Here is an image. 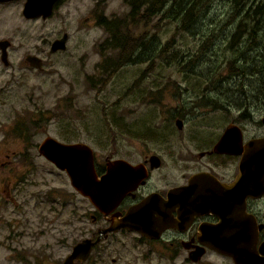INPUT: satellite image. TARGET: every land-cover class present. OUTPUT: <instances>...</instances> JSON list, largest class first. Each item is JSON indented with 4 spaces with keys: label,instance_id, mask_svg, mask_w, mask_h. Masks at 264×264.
Wrapping results in <instances>:
<instances>
[{
    "label": "rangeland",
    "instance_id": "1",
    "mask_svg": "<svg viewBox=\"0 0 264 264\" xmlns=\"http://www.w3.org/2000/svg\"><path fill=\"white\" fill-rule=\"evenodd\" d=\"M223 1L211 2L209 10L212 5L222 8ZM21 9L22 1L0 5V37L13 40L11 63L0 59V264H18L10 255L12 245L52 243L48 234L54 232L67 233L70 241L93 226L91 202L72 187L65 171L39 154L45 136L83 141L99 159L105 150L130 161L154 152L171 173L175 167L186 168L181 161L193 156L188 150L199 151L195 133L201 138L219 134L226 117L264 95L259 81L263 42L246 46L248 54L237 58V47L229 49L226 37L219 36L203 53V38L157 15L150 22L153 27L147 29L143 22L131 29L153 44L136 48V60L108 71L103 66L115 63L116 51L101 46L107 32L96 20L124 16L126 0H62L46 19H26ZM215 14H205L207 24L200 33L215 27L208 23L216 20ZM213 31L218 33L219 27ZM66 32L65 49L50 53L51 41ZM28 51L43 57L41 70L24 60ZM236 67L242 70L238 76L232 73ZM213 100L223 107L215 109ZM252 106L259 116L263 108ZM177 117L182 128L175 124ZM179 260L183 264L182 256ZM188 264L234 263L213 252Z\"/></svg>",
    "mask_w": 264,
    "mask_h": 264
},
{
    "label": "flooded vegetation",
    "instance_id": "2",
    "mask_svg": "<svg viewBox=\"0 0 264 264\" xmlns=\"http://www.w3.org/2000/svg\"><path fill=\"white\" fill-rule=\"evenodd\" d=\"M12 1H22L21 13L30 20L46 19L62 2V0H55L52 12L47 16L42 14L26 16L23 13L25 0L0 1V5ZM96 22L99 23L98 20ZM0 40L7 41L6 61L1 57V47L0 59L5 65H9L13 40L9 37H0ZM52 42L49 46L50 53L61 50L51 52ZM29 55L41 58V68L30 63L27 59ZM24 60L31 67L39 70L43 68L44 59L36 51L26 52ZM250 104L257 109L262 107V113L255 116L250 109ZM246 106L247 108L242 109L238 115L226 117L224 125L219 128V134L216 133L211 138H201L198 133L194 134L198 137L196 139L200 148L197 153L191 149L188 150V153L193 156L181 161L185 169L175 167L170 173L165 159L154 152L146 151L137 161L115 157L114 150L112 152L105 150L101 159L96 158L94 154L98 176L105 173L107 162L125 159L133 165L144 168L142 182L125 192L117 204L106 213L91 203L92 211L89 214L93 226L88 229V233L77 234L75 238L68 241L67 233L61 235L54 232L48 234L52 243L48 240L44 244L37 243L30 247L18 243L10 247L11 258L18 264H62L78 241L90 238L93 243L88 256L84 260L75 258L73 264H180L181 256L183 264L197 262L209 253L225 255L203 242L205 239L201 233L203 225L217 224L220 221L223 224L220 234L233 232L235 227L233 234L236 233L240 226V208L243 210V203H245V211L254 217L257 224H261L258 229L257 242L260 243L264 240V215H261L263 214L264 192L258 194L256 187L259 184L264 185V95L261 101H257V104L250 102ZM177 119L181 121V126L177 124ZM175 124L178 128H182L183 120L177 117ZM230 127L233 128L222 143V150L215 149L220 137ZM153 154L159 157L160 162L157 165L151 163L150 156ZM179 170L188 173L179 174L177 173ZM199 174L203 177L195 179L196 186L182 191V186L187 185L190 178ZM0 180H2L1 176ZM171 190L173 191L172 201L168 199V193ZM61 191L63 192V189ZM65 197L66 193L61 198ZM148 197L151 199L145 205V209L152 212L153 217L145 223L144 231L128 226L106 231V228L118 224ZM217 202L223 205L220 206ZM62 205L66 207V202ZM61 213H63L62 210L59 214ZM160 215L162 217L159 220L157 218ZM41 235L45 233L38 234V236ZM196 250L201 251V254H196L194 252ZM191 255L197 258H192Z\"/></svg>",
    "mask_w": 264,
    "mask_h": 264
},
{
    "label": "water",
    "instance_id": "3",
    "mask_svg": "<svg viewBox=\"0 0 264 264\" xmlns=\"http://www.w3.org/2000/svg\"><path fill=\"white\" fill-rule=\"evenodd\" d=\"M7 1V0H0ZM55 0H25L23 13L26 16L42 14L47 16L52 12ZM67 33L53 40L50 51L64 49L66 47ZM6 40H0L2 48V59L6 61ZM27 59L30 63L41 68V58L35 55H29ZM181 126V121L176 120ZM228 130L220 137L215 145V149L222 150V143L225 141ZM38 152L47 160L53 163L57 168L65 171L72 187L81 195L87 197L89 201L102 212L110 211L130 188L142 182L144 176V168L142 166L133 165L125 159H117L107 162L106 171L101 176L96 173L94 163L93 148L83 141L64 142L51 135L45 136L38 144ZM151 163L157 165L160 160L158 155L150 156ZM261 170V168H260ZM203 177L197 175L189 179L187 185L182 186V191L192 189L196 186L195 179ZM141 180V181H140ZM256 189L258 194L264 192V185L259 184ZM173 191L168 193V199L172 201ZM151 197V196H150ZM150 197L142 204H139L134 210L118 222L106 228L107 230L117 229L120 226H128L144 231L146 222L152 219V212L145 209V205L150 201ZM218 205H223L217 202ZM243 203V210L240 208L239 229L236 233L220 234L222 222L212 225H203L201 228L204 235V243L216 251L228 255L232 258L234 264H264V240L258 242V229L261 224H257L254 217L248 214ZM141 213V214H140ZM220 216V215H219ZM160 215L157 219L160 220ZM92 240L83 238L78 241L72 248L71 252L63 260L62 264H73V260L78 258L84 260L91 249ZM201 254V251H194ZM192 258H197L192 256Z\"/></svg>",
    "mask_w": 264,
    "mask_h": 264
},
{
    "label": "trees",
    "instance_id": "4",
    "mask_svg": "<svg viewBox=\"0 0 264 264\" xmlns=\"http://www.w3.org/2000/svg\"><path fill=\"white\" fill-rule=\"evenodd\" d=\"M215 0H126L129 9L124 16H100L99 24L107 32L106 39L101 43L102 47L111 48L116 51L115 63L111 67L105 68L108 71L118 69L125 62L136 60L133 51L136 48H147L153 43L151 40L146 42L143 34L134 35L131 31L135 25L145 22L147 29L153 27L150 22L157 15L160 18L170 17L178 22L177 29L189 32L192 35L200 36V52L205 53L214 40H219V36L226 37L228 48L237 47V58L246 56L247 47H256L264 43V0H224L222 8L208 7ZM227 1L226 4L224 2ZM215 12V18L210 20L214 28H207L204 33H200L201 28L205 27L207 21L205 14ZM222 21V22H221ZM224 22V23H223ZM229 23V25H227ZM219 27V32L215 33L213 29ZM228 30L230 33L221 34ZM173 37L166 42V48L171 43ZM163 46V45H162ZM247 46V47H246ZM157 48V47H156ZM203 48V49H202ZM245 48V49H244ZM244 49V50H243ZM163 50V48H162ZM141 53V52H140ZM139 53V55H140ZM188 54V53H184ZM199 57V56H198ZM196 57V58H198ZM262 63L259 72L263 74L259 81L264 84V56H261ZM233 65V63H232ZM147 69V70H152ZM242 72L241 67H236L232 71L233 75L238 76ZM254 73V72H253ZM207 98L212 99L207 96ZM214 108H222L215 104Z\"/></svg>",
    "mask_w": 264,
    "mask_h": 264
}]
</instances>
